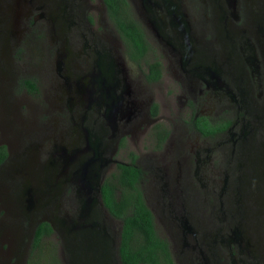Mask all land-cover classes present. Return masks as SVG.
I'll list each match as a JSON object with an SVG mask.
<instances>
[{
	"label": "flooded vegetation",
	"instance_id": "1",
	"mask_svg": "<svg viewBox=\"0 0 264 264\" xmlns=\"http://www.w3.org/2000/svg\"><path fill=\"white\" fill-rule=\"evenodd\" d=\"M19 1L39 53L20 57L18 78L0 50V84L13 74L24 93L45 82L53 95L24 129L61 133L40 137L53 169L38 208L62 212L71 256L122 264L101 186L129 164L131 204L171 264H264V0H125L126 40L105 0Z\"/></svg>",
	"mask_w": 264,
	"mask_h": 264
},
{
	"label": "rangeland",
	"instance_id": "2",
	"mask_svg": "<svg viewBox=\"0 0 264 264\" xmlns=\"http://www.w3.org/2000/svg\"><path fill=\"white\" fill-rule=\"evenodd\" d=\"M19 6V0H0V50L3 58L7 52L10 55V58H4V61L10 60L9 69H12L18 78L20 75H16V67L18 69L20 57L23 55L27 59L31 58V63L36 65L34 60L39 53L33 37H30L27 31H22L26 19L21 20ZM17 14L19 18L16 17ZM19 28L20 31L17 33ZM8 75H11V78ZM8 75L3 76L0 84V96L7 103L6 105L2 103L3 107L0 106V142L7 145L10 142L11 150L10 158L0 169V264H22L26 251L28 252L34 222L39 219L51 221L55 225L52 233L43 237L42 243L45 246L49 244L55 246L58 263L80 264L77 258L66 250L65 218L62 212L58 209L44 211L38 208L49 195L43 190L46 188L45 183L52 180L53 169L49 161L46 162L49 143L46 140L41 142L40 137L52 135L53 138H49L48 141L51 142L53 139L58 141L61 133L58 129L48 132L41 129L33 131L24 129L25 124H32L36 119L40 121L38 124L47 120L44 114H36L39 110L34 102L42 104L45 94L49 96V100L53 95L49 93L48 84L45 82L39 83L36 94H26L15 84V76ZM26 106L34 108V120L27 116ZM9 169L13 171H8V175ZM52 193L51 191L50 194ZM52 196L51 202L54 204L57 199ZM117 225L118 221L115 222L116 227ZM49 256L40 254L36 262L33 260V264L37 262L45 264L50 259Z\"/></svg>",
	"mask_w": 264,
	"mask_h": 264
},
{
	"label": "trees",
	"instance_id": "3",
	"mask_svg": "<svg viewBox=\"0 0 264 264\" xmlns=\"http://www.w3.org/2000/svg\"><path fill=\"white\" fill-rule=\"evenodd\" d=\"M108 13L112 16L121 36L126 40L130 27L125 18L115 14L123 11L125 0H105ZM112 9V10H111ZM121 10V11H120ZM27 87L35 89L29 82ZM1 156L4 154L0 145ZM114 182L105 179L101 186V199L107 210L121 220L118 255L122 264H171L167 255L165 243L152 230L148 210L139 196H135L131 204L129 185L131 183V167L129 164H119ZM53 231L47 220H41L33 227L25 264H33L40 254L50 255L45 264H59L55 246H45L42 239ZM38 264V262L36 263Z\"/></svg>",
	"mask_w": 264,
	"mask_h": 264
},
{
	"label": "water",
	"instance_id": "4",
	"mask_svg": "<svg viewBox=\"0 0 264 264\" xmlns=\"http://www.w3.org/2000/svg\"><path fill=\"white\" fill-rule=\"evenodd\" d=\"M84 216V212H80L78 218L80 219L81 217ZM81 220V219H80ZM73 225L71 226V228L69 229V231L74 232L75 230H77L80 226L84 225L85 223H83L82 221H72L71 222ZM33 232V229H32ZM32 234V233H31Z\"/></svg>",
	"mask_w": 264,
	"mask_h": 264
}]
</instances>
